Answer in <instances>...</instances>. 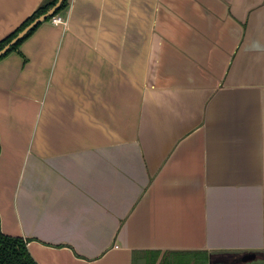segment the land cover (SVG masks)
I'll return each instance as SVG.
<instances>
[{
	"label": "crops",
	"instance_id": "0c3cea01",
	"mask_svg": "<svg viewBox=\"0 0 264 264\" xmlns=\"http://www.w3.org/2000/svg\"><path fill=\"white\" fill-rule=\"evenodd\" d=\"M44 0H0V41ZM0 60V226L38 264L264 252V0H69Z\"/></svg>",
	"mask_w": 264,
	"mask_h": 264
},
{
	"label": "trees",
	"instance_id": "16d2710c",
	"mask_svg": "<svg viewBox=\"0 0 264 264\" xmlns=\"http://www.w3.org/2000/svg\"><path fill=\"white\" fill-rule=\"evenodd\" d=\"M58 1L59 0H44L41 5L35 10V12L17 30H15L2 41H0V50L9 42H11L13 38H15L24 28H26L30 23H32L36 18L43 15L44 13L49 11L53 6H55ZM68 7L69 0H63L61 7L56 11L53 16L49 17L47 20L52 19L55 15L63 13L65 10L68 9ZM41 23L35 26L23 39L14 44L8 52H6L0 57V60L7 56L10 52L14 50H19L23 41H25V39L28 38L35 31V29L39 25H41ZM159 253L160 252H155L154 258L150 260L147 264H171V261L166 260L168 254H177L178 257L181 256V258L191 257L192 259L196 260L200 259L205 254H210L209 252H171L164 254L163 259L159 263ZM183 261L184 260L182 259L181 263ZM0 264H38V262L32 256L28 247L27 240L22 237H15L5 234L1 230L0 226Z\"/></svg>",
	"mask_w": 264,
	"mask_h": 264
},
{
	"label": "rangeland",
	"instance_id": "374dc122",
	"mask_svg": "<svg viewBox=\"0 0 264 264\" xmlns=\"http://www.w3.org/2000/svg\"><path fill=\"white\" fill-rule=\"evenodd\" d=\"M200 259H192L191 257L181 258L177 254H168L166 260L171 264H264V252H209ZM163 259L159 257L158 262ZM184 260L181 263V260Z\"/></svg>",
	"mask_w": 264,
	"mask_h": 264
},
{
	"label": "water",
	"instance_id": "95a60500",
	"mask_svg": "<svg viewBox=\"0 0 264 264\" xmlns=\"http://www.w3.org/2000/svg\"><path fill=\"white\" fill-rule=\"evenodd\" d=\"M62 2L63 0H59L56 5L53 6L49 11L36 18L32 23H30L26 28H24L15 38L12 39L11 42H9L0 50V57L6 52H8L14 44L23 39L35 26H37L41 22L46 21L49 17L53 16L56 11L61 7Z\"/></svg>",
	"mask_w": 264,
	"mask_h": 264
},
{
	"label": "built area",
	"instance_id": "2783aa9c",
	"mask_svg": "<svg viewBox=\"0 0 264 264\" xmlns=\"http://www.w3.org/2000/svg\"><path fill=\"white\" fill-rule=\"evenodd\" d=\"M51 20L55 24H65L66 23V18L62 14L55 15Z\"/></svg>",
	"mask_w": 264,
	"mask_h": 264
}]
</instances>
